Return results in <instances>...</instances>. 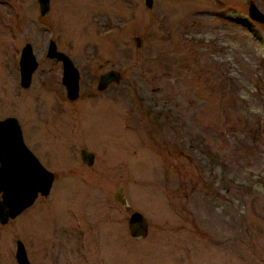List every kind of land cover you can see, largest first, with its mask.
I'll return each instance as SVG.
<instances>
[{
	"label": "rangeland",
	"instance_id": "rangeland-1",
	"mask_svg": "<svg viewBox=\"0 0 264 264\" xmlns=\"http://www.w3.org/2000/svg\"><path fill=\"white\" fill-rule=\"evenodd\" d=\"M250 2L264 12V0H50L42 16L37 0H2L0 119L17 118L55 180L0 224V264H16L17 239L32 264H264V24ZM50 39L79 70L74 101ZM25 43L38 66L23 90ZM110 69L121 76L104 94ZM134 210L144 238L129 236Z\"/></svg>",
	"mask_w": 264,
	"mask_h": 264
},
{
	"label": "water",
	"instance_id": "water-1",
	"mask_svg": "<svg viewBox=\"0 0 264 264\" xmlns=\"http://www.w3.org/2000/svg\"><path fill=\"white\" fill-rule=\"evenodd\" d=\"M39 12L44 15L50 8V0H37ZM153 0H145L147 7H151ZM248 17L264 24V12L255 3L248 6ZM137 45L139 39L136 38ZM47 57L60 60L62 65L61 83L66 89L69 100L77 99L79 95V71L68 55L58 51L55 42L51 39L47 49ZM38 63L32 51L31 44L27 43L22 49L20 58L21 84L30 85L32 73ZM120 72L110 70L101 75L98 89L103 83L118 80ZM80 158L86 165L94 162V153L82 148ZM54 172L45 168L34 153L24 142L21 126L16 117L9 116L0 119V224H5L30 207L39 196H48L53 182ZM113 199L122 205L125 210L131 206L124 195V188L119 186ZM128 233L133 238H144L148 234L147 218L139 211L130 213L127 220ZM15 257L17 264H30L22 242H17Z\"/></svg>",
	"mask_w": 264,
	"mask_h": 264
},
{
	"label": "flooded vegetation",
	"instance_id": "flooded-vegetation-1",
	"mask_svg": "<svg viewBox=\"0 0 264 264\" xmlns=\"http://www.w3.org/2000/svg\"><path fill=\"white\" fill-rule=\"evenodd\" d=\"M1 3H2V0H0V5H1ZM251 3V2H250ZM249 3V4H250ZM1 9V8H0ZM2 12V13H1ZM3 12L4 11H1L0 10V22L4 19L3 18ZM263 12V11H262ZM40 13V12H39ZM46 14V13H45ZM44 14V15H45ZM41 15V14H40ZM43 16V15H42ZM8 27H10V25L8 26ZM2 40H3V37H0V51L1 50H3V49H5V50H9V41H8V43L6 42L5 43V46H4V44L2 43ZM51 40V39H50ZM49 40V41H50ZM49 41L47 42V45H46V52H45V56H46V58H49V57H47V49H48V45H49ZM27 43H25V44H23V46L21 47V49H20V51L18 52V60H17V63H18V83H17V85L21 88V89H23V90H25V89H27V88H29V86L31 85V82H32V77H31V81H30V85L28 86V87H24V86H22V84H21V74H20V58H21V53H22V49L25 47V45H26ZM30 44V43H29ZM56 44V43H55ZM3 48V49H2ZM56 48H57V45H56ZM57 50H58V48H57ZM32 51H33V49H32ZM58 51H61V50H58ZM7 52V54H9V51H6ZM63 52V51H62ZM66 54V53H65ZM66 55H68V54H66ZM70 57V56H69ZM49 59H54V60H56V61H59L60 62V60H58V59H56V58H49ZM71 59V58H70ZM72 60V59H71ZM73 61V60H72ZM38 63V62H37ZM74 63V62H73ZM60 64H61V62H60ZM75 65V64H74ZM38 66V65H37ZM75 67H76V65H75ZM37 68V67H36ZM61 68H62V65H61ZM77 68V67H76ZM78 69V68H77ZM36 70V69H35ZM35 70H34V72H35ZM110 70H115V69H110ZM110 70H108V71H110ZM79 71V70H78ZM108 71H105V72H103L102 74H100L99 76H98V79H97V83H96V88H97V90L99 91V92H103L104 94H107V91H108V87H109V85L110 84H113V83H117L118 82V80H115V81H111V82H109V83H103V87H102V89L100 90V89H98V84H99V82H100V77H101V75H103V74H105L106 72H108ZM33 72V73H34ZM33 73H32V76H33ZM61 74H62V71H61ZM79 79H80V73H79ZM61 81V80H60ZM62 84V83H61ZM64 86V85H63ZM65 88V87H64ZM65 92H66V89H65ZM67 97V96H66ZM78 97H79V95H78ZM77 97V98H78ZM68 99V98H67ZM69 100V99H68ZM76 100V99H75ZM70 101H74V100H70ZM24 142H25V140H24ZM25 144H26V142H25ZM27 145V144H26ZM28 147V146H27ZM29 148V147H28ZM30 149V148H29ZM31 150V149H30ZM32 151V150H31ZM33 152V151H32ZM34 153V152H33ZM34 155L36 156V154L34 153ZM37 157V156H36ZM260 185H262V188L264 187V177H263V179H262V181H261V184L259 183V186ZM37 200V199H36ZM35 200V201H36ZM35 203V202H34ZM33 203V204H34ZM32 204V205H33ZM31 205V206H32ZM30 206V207H31ZM30 207H28V208H26L25 210H28ZM25 210L23 211V212H25ZM22 212V213H23ZM21 213V214H22ZM20 215V214H19ZM18 215V216H19ZM18 216H16L15 218H17ZM15 218H13V219H9L8 220V222L7 223H5V224H1V225H6V224H8L11 220H14ZM18 241H20V242H22L20 239H17L16 240V246H15V252H16V247H17V242ZM22 244L24 245V243L22 242ZM24 248H25V250H26V247H25V245H24ZM26 253H27V250H26ZM14 255H15V253H14ZM29 259V258H28ZM15 262H16V264H17V261H16V257H15ZM29 262H30V260H29ZM30 264H32L31 262H30Z\"/></svg>",
	"mask_w": 264,
	"mask_h": 264
}]
</instances>
